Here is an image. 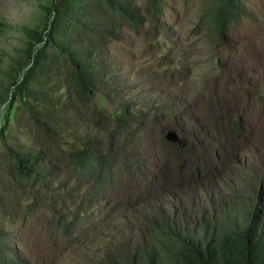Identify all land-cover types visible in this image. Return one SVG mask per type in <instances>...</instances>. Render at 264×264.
Instances as JSON below:
<instances>
[{
    "label": "rangeland",
    "instance_id": "obj_1",
    "mask_svg": "<svg viewBox=\"0 0 264 264\" xmlns=\"http://www.w3.org/2000/svg\"><path fill=\"white\" fill-rule=\"evenodd\" d=\"M127 1L139 20L147 17L148 0ZM244 1L246 16L213 31L203 16L206 0H162L154 23L145 21L138 31L123 26L114 43L98 48L114 97L107 101L103 93L97 104H132L142 130L128 142L118 138L121 156L136 166L111 169L95 204L86 205V187L77 190L73 181L59 189L65 173L19 183L5 151L23 155L41 140L24 115L11 122L0 141V232L17 264H97L109 241L137 244L143 210L158 209L192 227L202 213L220 216L219 205H232L231 192L261 197L264 206V0ZM49 5L0 0V71L24 48L20 27L41 29ZM87 111L75 118L83 129L78 134L98 132L93 108ZM169 131L183 147L164 140ZM80 207L87 210L75 219L70 213Z\"/></svg>",
    "mask_w": 264,
    "mask_h": 264
},
{
    "label": "trees",
    "instance_id": "obj_2",
    "mask_svg": "<svg viewBox=\"0 0 264 264\" xmlns=\"http://www.w3.org/2000/svg\"><path fill=\"white\" fill-rule=\"evenodd\" d=\"M161 2L148 0L147 17L139 20L127 0H50L43 7L41 29L20 27L24 48L9 58L6 71H0L6 81L0 80V105H5L0 141L9 135L11 122L25 116L41 145L23 155L9 148L5 151L19 183L41 182L52 173H65L67 180L59 189L72 181L77 190L86 187L83 196L90 206L106 191L111 169L124 166L128 171L136 166L121 156L125 149L117 148L118 138L128 142L140 133L142 116H135L133 105L125 101L114 100L109 109L97 104L98 99L105 101L99 95L106 94L108 101L114 92L106 79L110 74L106 63L96 57L98 48L117 40L115 30L126 26L138 31L145 21L154 23L161 13L156 5ZM205 5L203 16L213 31L246 16L244 0H206ZM91 108L98 132L90 129L78 134L83 129L75 126L79 122L75 118L87 117L83 109L88 113ZM57 130L63 131L60 138ZM99 130L105 135L99 136ZM124 142L121 146L127 145ZM114 148L119 154L113 153ZM226 196L231 206L219 205L216 213L220 216L202 213L192 227L158 209L143 210L137 244L109 241L97 264H264L262 198L242 199L234 192ZM86 210L76 208L70 215L83 217ZM64 227L66 232L69 225ZM3 241L0 232V264L19 263Z\"/></svg>",
    "mask_w": 264,
    "mask_h": 264
},
{
    "label": "water",
    "instance_id": "obj_3",
    "mask_svg": "<svg viewBox=\"0 0 264 264\" xmlns=\"http://www.w3.org/2000/svg\"><path fill=\"white\" fill-rule=\"evenodd\" d=\"M164 140L168 143L179 144L180 147H183L182 142L178 139L175 132L169 131L165 134Z\"/></svg>",
    "mask_w": 264,
    "mask_h": 264
}]
</instances>
